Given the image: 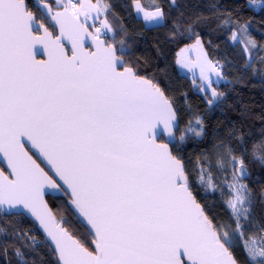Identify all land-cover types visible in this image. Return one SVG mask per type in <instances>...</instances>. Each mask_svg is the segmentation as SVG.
I'll return each mask as SVG.
<instances>
[{
    "label": "snow or ice",
    "instance_id": "obj_1",
    "mask_svg": "<svg viewBox=\"0 0 264 264\" xmlns=\"http://www.w3.org/2000/svg\"><path fill=\"white\" fill-rule=\"evenodd\" d=\"M133 6L146 26H163L160 6ZM109 10L103 0H0V215L34 217L54 245L56 264H239L238 239L248 264H264V227L247 231L258 226L243 182V137L241 155L219 141L197 155L190 172L183 145L189 135L205 134L204 122L195 116L180 129L172 100L125 59ZM229 39L249 55L259 47L246 25ZM195 49V64L177 63L199 68V91L210 93L212 106L224 96L213 87L224 78L222 65L208 59L199 37ZM251 156L264 165V135ZM192 173L205 191L227 190L230 222L207 214ZM48 191L68 197L90 246L57 221ZM0 233L7 238V229ZM16 255L23 261L19 248Z\"/></svg>",
    "mask_w": 264,
    "mask_h": 264
},
{
    "label": "trees",
    "instance_id": "obj_2",
    "mask_svg": "<svg viewBox=\"0 0 264 264\" xmlns=\"http://www.w3.org/2000/svg\"><path fill=\"white\" fill-rule=\"evenodd\" d=\"M104 2L110 6L107 19L115 29V40H123L126 45L125 59L139 75L151 79L172 100L180 129L186 128L195 116L202 118L205 134L199 138L189 135L183 145L182 155L189 170L197 155L210 152L219 141L230 143L236 149L235 154L241 155L242 142L238 137H243L249 149V154L244 156L249 175L244 180L253 193V223L258 226L247 231L248 234L258 232L259 227H264V165L252 158L251 148L264 135V62L261 59L264 57V7L253 8L249 0H140L143 6L155 4L165 13L163 26H146L135 13L133 0ZM228 17L238 23H222ZM240 25L247 26V35L259 46L251 55L244 53V45L229 39ZM197 37L201 38L209 59L221 63L222 75L226 77L217 86V91L224 96L212 106L207 103L211 97L201 94L199 84L194 85V79L181 75L176 65L179 50ZM241 38H245L243 34ZM176 135L179 137V131ZM191 178L197 199L207 214L230 222L224 203L226 194L203 197L201 191H195L193 175ZM45 200L57 221L63 218L64 227L90 246L91 236L68 205V197L48 194ZM0 228L8 232L7 238L0 233V264H56L51 244L31 216L0 215ZM14 230L27 236H13ZM5 246L7 255L3 252ZM17 248L24 254L23 261L16 255ZM233 254L239 264H248L241 245L234 247Z\"/></svg>",
    "mask_w": 264,
    "mask_h": 264
},
{
    "label": "rangeland",
    "instance_id": "obj_3",
    "mask_svg": "<svg viewBox=\"0 0 264 264\" xmlns=\"http://www.w3.org/2000/svg\"><path fill=\"white\" fill-rule=\"evenodd\" d=\"M91 2H92V3H96V0H91ZM262 2H264V0H262ZM103 3H105L104 0H103ZM252 7H253V6H252ZM259 7H260V6H255V7H253V8H257V9H259ZM135 13H137L136 10H135ZM139 16L142 17V14L139 15ZM101 19H103V16L101 17ZM88 23L91 24L92 21L90 20V21H88ZM96 26H99V24L97 23ZM255 37H256V36H255ZM199 39H200V42H201L202 47H203V52L207 55V53L205 52V49H204V44L202 43L201 38H199ZM196 41H197V39L193 40V41L191 42V44H189V45H187V46H184V47L181 48V50H179V52L177 53L178 56H177V59H176V65H177V67H178V71H179V73H180L181 75H182V74H183V75H186V76L190 77L192 80L194 79V81L196 82V84H197V83L199 84L200 70H199L198 67H192L191 70H189V68L182 67V65H180V64L177 63L178 60H185V61L191 62L192 64H195V63H196V61H197V59H198V55H199V53H198L197 50L195 49ZM182 50H183V51H182ZM207 57H208V55H207ZM201 59H202V57H201ZM208 59H209V57H208ZM214 80H215V77H214ZM225 80H226V77L223 78V79H221V80H219L218 82H215V83L213 84V87H215V88L217 89V86H218L220 83L225 82ZM199 92H200V91H199ZM200 93L203 94V95H205V94L202 93V92H200ZM207 95L211 97L210 93L207 94ZM205 96H206V95H205ZM210 99H211V98H210ZM190 136L195 137L194 135H190ZM192 168H193V166H192ZM192 168L190 169V172H191ZM229 172H230V169H229ZM192 175H193V183H194V186H195V188H196L195 191H196L197 193H198V191H201L203 197H209V196L216 195V194H218V195L220 194V195H221V191L219 190V188H218L217 190H215V191H211V190H210V191H205L202 187L197 186V184H196V182H195V173H192ZM221 175H222V174L218 173V176H221ZM230 178H231V177H230V175H229V179H230ZM243 182L246 183L245 180H244ZM224 191H225V194L227 195V190L225 189ZM227 209H228V208H227ZM228 211H229V213H230V209H228ZM252 217H253V215H252ZM251 229H252V231H253V230H256V228L253 229L252 227H251ZM239 245H241L242 248H243V240H242V239H238V240L235 242V246H236V247L239 246ZM243 250H244V248H243ZM244 253H245V251H244ZM245 255H246V253H245Z\"/></svg>",
    "mask_w": 264,
    "mask_h": 264
},
{
    "label": "water",
    "instance_id": "obj_4",
    "mask_svg": "<svg viewBox=\"0 0 264 264\" xmlns=\"http://www.w3.org/2000/svg\"><path fill=\"white\" fill-rule=\"evenodd\" d=\"M57 34H58V33H57ZM67 46L70 47V45H67ZM118 54H119V53H118ZM38 58H40V57H38ZM35 152H36V150L33 149V150H32V153H35ZM32 153H30V154H32ZM38 162H39V161H38ZM0 164L6 169V165H5L3 162H0ZM48 194H57V193H53V192H51V191H48L47 194L45 195V197H46ZM45 197H44V199H45ZM45 201H46V200H45ZM25 214L31 216V215L28 214V213H25ZM31 217H32V216H31ZM32 218H33L34 222H36V224H37V226H38L40 232L43 234V237L45 238V240H46L48 243L51 244V246H52V248H53V251H54V245L52 244V242L50 241V239L47 238V236H46V234L44 233L43 229L40 227L39 222L36 221L34 217H32ZM79 220H80V219H79Z\"/></svg>",
    "mask_w": 264,
    "mask_h": 264
},
{
    "label": "flooded vegetation",
    "instance_id": "obj_5",
    "mask_svg": "<svg viewBox=\"0 0 264 264\" xmlns=\"http://www.w3.org/2000/svg\"><path fill=\"white\" fill-rule=\"evenodd\" d=\"M30 3H31V0H30ZM33 11H36V9H33ZM0 168H4V167L0 164Z\"/></svg>",
    "mask_w": 264,
    "mask_h": 264
},
{
    "label": "crops",
    "instance_id": "obj_6",
    "mask_svg": "<svg viewBox=\"0 0 264 264\" xmlns=\"http://www.w3.org/2000/svg\"><path fill=\"white\" fill-rule=\"evenodd\" d=\"M137 15H138V14H137ZM140 17H141V16H140ZM253 38H254V39H259L257 36L255 37L254 35H253Z\"/></svg>",
    "mask_w": 264,
    "mask_h": 264
},
{
    "label": "built area",
    "instance_id": "obj_7",
    "mask_svg": "<svg viewBox=\"0 0 264 264\" xmlns=\"http://www.w3.org/2000/svg\"><path fill=\"white\" fill-rule=\"evenodd\" d=\"M35 243H38V241H35Z\"/></svg>",
    "mask_w": 264,
    "mask_h": 264
}]
</instances>
